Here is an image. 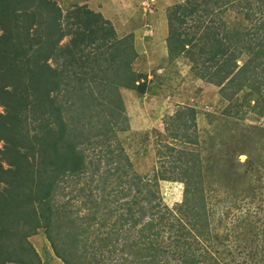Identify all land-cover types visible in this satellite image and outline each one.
<instances>
[{"label": "trees", "instance_id": "16d2710c", "mask_svg": "<svg viewBox=\"0 0 264 264\" xmlns=\"http://www.w3.org/2000/svg\"><path fill=\"white\" fill-rule=\"evenodd\" d=\"M167 20L168 60L186 57L197 77L230 86L227 100L248 90L260 99L258 113L264 115V0H186L170 7ZM191 46H199L200 53L193 54ZM136 56L133 36L116 37L112 23L86 5L63 10L58 0H0V225L8 228V237H0V264H42L28 237L43 227L64 264L83 263L68 246L78 242L74 234L94 233L92 210L100 208L106 218L114 217L103 231V248L116 252L112 237H122L125 244L118 250L125 264H161L162 254L172 249L176 264H222L198 252L202 242L217 244V237L203 231L207 214L199 155L167 147L173 152L165 158L166 169L150 178L135 172L117 149H122L119 133L129 129L120 90L148 91L132 68ZM181 109L167 115L171 134L194 119L192 108ZM181 138L196 143L187 134ZM94 152L104 159L102 171L89 158ZM89 168L94 170L89 182L97 178L103 184L99 202L86 187L91 185L81 182ZM159 180L183 183L175 217L162 209ZM67 187L77 194L88 191L92 213L86 225L70 216V198L61 205L54 201ZM110 195L117 199L105 198ZM54 230L66 237H55ZM164 232L171 246H162ZM261 253L257 246L249 251V262L264 264ZM112 260L121 264L117 255Z\"/></svg>", "mask_w": 264, "mask_h": 264}, {"label": "rangeland", "instance_id": "374dc122", "mask_svg": "<svg viewBox=\"0 0 264 264\" xmlns=\"http://www.w3.org/2000/svg\"><path fill=\"white\" fill-rule=\"evenodd\" d=\"M185 1L58 0V4L63 10L74 5H86L112 23L116 37L133 36L137 56L132 68L141 76L140 82L146 83L148 91L139 94L131 90H120L129 129L119 133L123 151L119 149L120 146L118 151L129 159L135 172L150 178L159 170L166 169L168 159L165 158L173 152H167V147L197 153L202 159L200 174L204 183L203 197L207 214V226H203V231L210 233V237H217V244L202 242L198 252L214 255L222 264H236L241 258L245 259L246 264H260L257 261L249 262L248 257V252H253L256 246L260 253L262 250L261 254L264 253V115L258 113L260 99L248 90H242L227 100L225 93L230 91V86L225 89L197 77L190 70L192 62L186 57L168 60L165 43L168 36L167 13L172 5ZM200 26L204 29L205 24ZM191 47L193 54L200 53L199 46ZM244 58L239 60V65H242ZM183 107L193 109L194 119L187 120V128L174 130L171 134L165 124L170 122L167 115L185 110L181 109ZM181 133L189 135L196 143L187 142L181 138ZM2 145L0 142V148ZM97 155L94 152L89 158L94 164L99 162L102 171L104 159ZM92 171L93 168H89L81 182L87 181L85 185H91L86 187L93 190L92 196L99 202L101 195L104 198L103 184L100 185L101 181L97 178L89 182ZM182 189V182L158 181L157 190L162 209L167 213L172 212L174 217L178 214L176 207L183 201ZM73 191V187L63 189L55 195L54 201L61 205L70 198L66 209L71 212L70 216L82 219L85 225L92 212L96 216L91 227L94 233L74 234L79 236L78 242L76 245L69 243L68 251H77V255L85 260L83 263H75L113 264L112 259L117 255L121 264H125L127 260L118 250L125 244L122 237L117 241L116 237H112L116 252L103 248V231L109 228L114 217L106 218V210L103 212V208L91 212V206L86 201L88 191H84V194ZM107 191L108 188L105 195ZM69 192L73 193L69 195ZM105 198L112 201L117 199L112 195ZM104 223L106 228L103 227ZM7 231V227L0 225V237H8ZM54 231L55 237H66V234L58 235ZM162 236V246L169 242L171 246L172 239L168 233L164 232ZM28 240L42 264H64L54 253L46 237L45 227L38 229ZM60 240L56 241L59 248L63 245ZM10 241L14 243L16 240ZM68 251L64 252L65 256L70 254ZM170 251V254H162L161 264L179 263L177 253L173 249Z\"/></svg>", "mask_w": 264, "mask_h": 264}]
</instances>
